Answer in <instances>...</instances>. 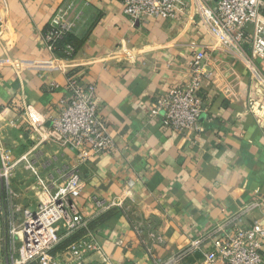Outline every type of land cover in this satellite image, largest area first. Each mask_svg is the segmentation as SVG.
<instances>
[{
    "label": "crops",
    "instance_id": "1",
    "mask_svg": "<svg viewBox=\"0 0 264 264\" xmlns=\"http://www.w3.org/2000/svg\"><path fill=\"white\" fill-rule=\"evenodd\" d=\"M65 7L76 54L48 68L45 33ZM193 45L214 75L202 89L201 131L186 137L150 111L187 79ZM257 66L264 74V58ZM71 74L96 86L115 146L85 163L22 116L27 104L56 116ZM253 93L244 60L227 54L192 13L133 23L119 0H0V158L7 152L16 162L10 187L0 182L6 228L37 208V175L55 188L79 168L76 202L87 216L94 197L123 199L90 223L111 264H200L228 230L264 221V126L248 111ZM89 261L99 264L97 256Z\"/></svg>",
    "mask_w": 264,
    "mask_h": 264
},
{
    "label": "built area",
    "instance_id": "2",
    "mask_svg": "<svg viewBox=\"0 0 264 264\" xmlns=\"http://www.w3.org/2000/svg\"><path fill=\"white\" fill-rule=\"evenodd\" d=\"M119 1L125 16L133 23L145 19L172 20L190 13L198 16L227 54L247 64L254 87L247 108L264 126V74L257 66V59L264 58V0ZM69 14L67 7L59 10L45 33L48 58L42 61L48 68L71 61L76 54L72 44L59 43L74 31L75 24ZM191 50L187 79L170 86L150 111L151 116H161L164 126L186 137L201 131L200 118L205 111L202 89L204 82L214 75L207 69L206 52L195 45ZM15 66L19 68L20 64L17 62ZM66 88L67 96L61 100L56 116L48 117L27 104L23 120L34 129L45 130L48 138L75 149L81 163L112 152L114 140L100 115L96 86L82 84L71 74ZM15 168L16 162L10 155L1 154L0 182L6 189L10 187ZM37 180L39 203L35 210L24 209L18 221L11 217L10 227L6 228L9 218L0 208V264H91L89 260L93 256L98 257L99 264H111L90 229V223L104 212L123 207V199L94 197L95 212L87 216L76 202L83 186L81 169L71 170L55 188L38 175ZM134 186L135 181L130 180L127 192ZM200 243L197 239L194 245L198 247ZM263 250L264 221L256 220L253 224L228 230L214 242L213 249L204 253L200 264H262Z\"/></svg>",
    "mask_w": 264,
    "mask_h": 264
},
{
    "label": "trees",
    "instance_id": "3",
    "mask_svg": "<svg viewBox=\"0 0 264 264\" xmlns=\"http://www.w3.org/2000/svg\"><path fill=\"white\" fill-rule=\"evenodd\" d=\"M71 37H72V34H70L66 39L60 41V42H59L60 45H62V44H64V43H70V44H72V45L74 46V48H76L75 45H74V43H73L72 40H71Z\"/></svg>",
    "mask_w": 264,
    "mask_h": 264
},
{
    "label": "rangeland",
    "instance_id": "4",
    "mask_svg": "<svg viewBox=\"0 0 264 264\" xmlns=\"http://www.w3.org/2000/svg\"><path fill=\"white\" fill-rule=\"evenodd\" d=\"M69 240H67L66 242H68Z\"/></svg>",
    "mask_w": 264,
    "mask_h": 264
}]
</instances>
